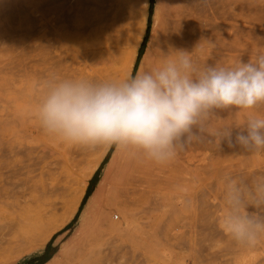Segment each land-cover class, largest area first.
Listing matches in <instances>:
<instances>
[{
    "label": "rangeland",
    "instance_id": "obj_1",
    "mask_svg": "<svg viewBox=\"0 0 264 264\" xmlns=\"http://www.w3.org/2000/svg\"><path fill=\"white\" fill-rule=\"evenodd\" d=\"M149 6V0H0V172L4 173V165L10 161V165L22 161L25 168L16 167L9 182L3 179L5 173L0 176V218L12 219L0 222V252L15 240L18 222L32 219L36 213L43 216L32 240L36 246L3 254L0 264H43L61 246L68 252L74 250L71 258L75 264H230L232 256L237 255L239 245L217 226L221 211H226L225 180L231 176L250 183L264 176V151L220 145L216 133L242 126L249 115H264V105L250 111L229 109L211 115L202 138L179 151L174 161L163 165L153 162L139 172L121 176L113 184L105 211H90L82 227L76 223L82 209L79 206L74 218L44 244L43 233L59 225L74 206L84 188L82 181L89 178L90 167L99 161L101 168L113 148L87 150L55 139L58 156L50 158L47 154L40 166L21 155L14 156L16 149L10 144L24 133L10 114L15 99L28 111L36 103V92L51 75L80 78L72 62L80 61L84 49H93V70L86 79L134 76L139 64L141 71L153 66L169 41L173 22L182 27L173 50L191 52L200 66L228 67L264 52V0H152L148 22ZM88 18L94 21V33L86 40L89 31L74 29ZM98 18L101 22L97 23ZM97 32H103L105 38ZM24 118L29 125L35 121L33 113ZM50 162V167L44 169ZM40 167L51 174L49 182V175L45 176L44 191L37 183ZM4 210L8 213L2 214ZM256 211L264 215V209ZM260 237L262 244L264 234ZM56 238L59 241L54 244ZM262 255L255 264L258 260L264 263Z\"/></svg>",
    "mask_w": 264,
    "mask_h": 264
},
{
    "label": "clouds",
    "instance_id": "obj_2",
    "mask_svg": "<svg viewBox=\"0 0 264 264\" xmlns=\"http://www.w3.org/2000/svg\"><path fill=\"white\" fill-rule=\"evenodd\" d=\"M264 105V52L225 67L197 64L191 52L173 50L159 65L123 79L89 80L51 75L38 94L34 116L42 131L69 146L112 147L166 164L206 131L223 110ZM219 143L264 151V115L216 133ZM222 230L238 245L255 247L264 234V176L248 183L227 177Z\"/></svg>",
    "mask_w": 264,
    "mask_h": 264
},
{
    "label": "bare ground",
    "instance_id": "obj_3",
    "mask_svg": "<svg viewBox=\"0 0 264 264\" xmlns=\"http://www.w3.org/2000/svg\"><path fill=\"white\" fill-rule=\"evenodd\" d=\"M89 18H91V17H89ZM89 18H88V20L86 19L87 21L84 23V25H82V26L80 25V27H78V25H76L75 26L76 29H74V31L77 30V32H81V33H85L87 31H89L88 34H87L86 40L91 39V36L94 33L93 30H92V26L94 27V23H93L94 21L91 22V20H89ZM100 20H101V18H98L96 20V22L98 23V21H100ZM144 21H145V17L143 16V18H142V23L143 24L145 23ZM172 28H173V30H172L173 32H172L171 36L169 37V41L161 49V51L159 49L160 52L156 56V59H155V61L153 63V66L159 65L161 62H163L166 59V57L169 56L170 53L173 52V49H174V47L176 45V42H177V39L182 34L181 33L182 27L176 26L175 23L173 22V27ZM97 33H101L103 35L102 38H105L103 32H97ZM81 35L83 36V34H81ZM140 35L142 36L143 33L140 34ZM140 38H139L138 43L136 45V50H137V48L139 46ZM63 40H64V38H63ZM101 50L105 51L106 49H104V48L103 49L102 48H98L97 49V51H101ZM136 50H135V53L133 55L131 63L133 62V59L135 57ZM204 52H205V50H204ZM92 54H93V49L92 48L89 49V50L84 49L83 50V54L80 57V61L76 62V60L73 59L72 65L75 67L73 70L82 79H86V74L92 72V70H93L92 57H91ZM200 54H201V52H200ZM142 58H145V57H142ZM142 63H143V61H142ZM138 71H141V64H139V66H138L137 72ZM74 78H77V77L75 76ZM39 92H40V90H38V92H36V94H35L36 95V99H35L36 103H33L31 106H30V104L28 105V106H30L28 111H25L26 109L24 110L23 107L18 103V99H15L16 101H14L15 102L14 112H13V114L12 113H10V114L13 115L15 126L19 127L24 133H23V136L21 138L18 137L17 139H15V142L13 144H10V147H11V149H16V151L13 152L14 156L21 155V158H24V160L25 159L26 160L30 159V160H32L33 164H36V165L40 166L42 164V161L47 156V154H48V156L50 158L54 157L55 154H56V156H58L57 155V152H58L57 148L58 147H57V144L53 143L55 138L50 137L48 135H47L46 139L43 138V136L46 135V134L39 127V124H38L36 119H35V121L31 122L30 125H29V123L27 124V120L28 119L24 118V115H26L27 113H33L34 114L35 106H36V104L38 102V94H39ZM31 102H32V100H31ZM24 106H26V105H24ZM34 118H35V116H34ZM12 122H13V120H12ZM2 123L0 122L1 125H2ZM6 123H8V121ZM5 126H7V125H5ZM15 126H14V128H15ZM16 132L17 131H15V133ZM18 133L21 134L20 131H18ZM12 135L14 136V134H12ZM1 136H2V134H1ZM8 136H9V134H8ZM17 136H19V135H16L14 137H17ZM8 153H11V151L9 150ZM173 161H174V159H173ZM151 163H153V162L148 160V159H146V158H144L143 156H141L139 154H134V153L129 152V151H124V150H121V149L117 148L116 146H113V151H111V153L109 154L108 160L101 165L98 180L95 183L94 188H93L92 192L90 193L89 197L87 198V201L83 205L81 211H79V216L76 218V223H81V226L84 227L86 225V222H87L85 216L90 211L94 210V211H98V212H103V211H105L108 208L109 203H108L107 198H108V196L110 194V191H111V189L113 187L114 182L118 178H120L123 175L139 172L140 170H142L143 168H145L146 166H148ZM10 164H11V161L9 163H7V164L5 163V165L3 167V169L5 170L4 173L6 174L4 176V178H3L4 180H8L9 177L12 176L15 173V171H16L15 168L16 167L18 168V170L25 169L24 168V163L22 161H19V162L16 161V163H12V165H10ZM98 164H99V161H96L90 167V170H89V174L90 175H89L88 180L82 181V184L84 185V188L82 189V192H81L79 198H77V200H75L74 206L70 209V211L62 219V221L59 223V225H57L56 227H54L52 229H49V230H47V231H45L43 233V235H44V238H43L44 244L47 243L51 239V237L53 236V233L55 231L65 227L74 218V216L76 215V213L78 211V208L80 206L81 200H82V198H83V196H84V194L86 192V189L88 187L89 179L92 177V175L97 170ZM50 165H51V162L47 163L45 165L44 169L47 168V166L50 167ZM44 169H43V167H40L38 175H37V179H38L37 183H38L39 189L41 191H44L46 189L47 182H49L50 175H51L47 171V169H46V172L44 173ZM4 173L0 172V176L3 175ZM46 175H49L47 180L45 178ZM8 182H9V180H8ZM212 200L213 201H217L215 199V197ZM5 205L6 206H10L9 203H5ZM86 206H88V207H86ZM222 211H221L222 214H220L221 217H222V215H224L223 213L225 212V211H223V212ZM1 213L2 214H7L8 212L6 210H4ZM221 217H219V221L217 222V224H218L217 226H219V228H221L220 227V218ZM1 218H0V222L3 221V224H4V222H7V221L9 222V221L12 220L11 217H8V216H3V217L1 216ZM42 218H43L42 215L36 213V214L33 215L32 219H25V220H22L21 222H18L16 224V229H17L16 233H17V235H15L16 236L15 237L14 236L15 233H14L13 237H12V238L15 237V240L12 242V244L8 243L9 245L7 246V248H5V249L2 248V250L3 249L4 250H3V252H0V254L2 253L0 256H3V254H13L15 252H20V251L24 250L25 246H34L35 247L36 245H32V244L35 243V242L32 243V240L35 237V232H36V230L38 228V225H39L40 221H42ZM78 231L80 232V229ZM58 241H59V239L56 238L55 241H54V244L55 243L57 244ZM76 247H77V249H80L79 243L76 245ZM73 251L74 250H72L71 252H68L66 250H63L62 246H61L60 249L58 250V252L53 254L43 264H75L74 263V259L71 258V256L73 255ZM237 251L238 252L235 253L237 255H233L232 259L230 258L231 259L230 264L231 263L232 264H255L254 262H255V260H257L258 256L264 254V243H262V244L258 243V245H256L255 247H252V248L243 247L242 245H239L238 248H237ZM231 252L232 251H230L229 253H231ZM233 252H235V250H233ZM222 256H224V255H222ZM11 257H12V255H11ZM229 257H231V256H229ZM13 258H14V256L11 259H13ZM261 259H263V257ZM259 261L261 262V260L257 261L258 264H259ZM6 262L7 261L5 260V263ZM85 262H86V260H85Z\"/></svg>",
    "mask_w": 264,
    "mask_h": 264
},
{
    "label": "trees",
    "instance_id": "obj_4",
    "mask_svg": "<svg viewBox=\"0 0 264 264\" xmlns=\"http://www.w3.org/2000/svg\"><path fill=\"white\" fill-rule=\"evenodd\" d=\"M149 3H150V6H149V10H148V22H149V20H150L151 11H152V0H149ZM147 34H148V32H146L145 38H146ZM140 55H141V50H140L139 53H138V56H137L136 63H135V65H134V70H133V71H135V69H136V66H137V64H138V62H139V59H140ZM112 148H113V146L111 147V149H112ZM111 149H110V151H111ZM110 151H109V153H110ZM99 168H100V167H99ZM99 168H98V170H99ZM98 170L96 171L94 177H93L92 180L90 181V184H89L88 188L86 189V192H85V194H84V197H83L82 202H81V205H80V208H82V206L84 205L86 199L88 198V196H89V194H90V191H91V189H92V186H93V184H94V181H95V179H96V177H97ZM80 210H81V209H80ZM80 210H79V211H80ZM79 211H78V213H77V216H78V214H79ZM76 218H77V217H76Z\"/></svg>",
    "mask_w": 264,
    "mask_h": 264
}]
</instances>
